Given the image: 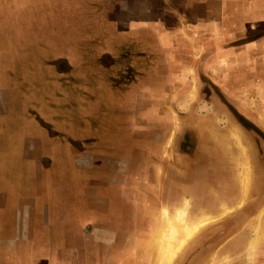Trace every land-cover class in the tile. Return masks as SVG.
<instances>
[{"label": "crops", "instance_id": "obj_1", "mask_svg": "<svg viewBox=\"0 0 264 264\" xmlns=\"http://www.w3.org/2000/svg\"><path fill=\"white\" fill-rule=\"evenodd\" d=\"M180 1L181 5L172 12L175 23L161 16L164 14L162 8L157 9L156 17L150 0H140L139 19L131 5L128 6V21L117 22L121 26L116 33L114 58H78L77 66H81V74H84L71 78L69 85L72 87L63 89L61 96L65 104L44 110L45 115L53 114V119L44 124L48 128L46 133L55 141L72 144L73 160L83 155L116 159L132 154L136 149L134 143L146 142L144 149L151 146L162 162H158L157 167L147 162L140 175L150 176V179L142 181L140 192L136 189L138 185L134 188L128 177L133 172L95 167L99 171L95 173L97 175L111 172L127 176L120 178L119 183L99 184L119 187L124 194L119 202L122 207H133L134 203L139 205L141 202L140 205L147 209V217L148 213L151 215L148 207L155 206L152 192L158 193L159 201H169L172 205L178 204L183 195L202 206H212L214 201L219 206L220 201L229 206L230 195L235 201H244L240 171L231 186L227 182L229 156L225 148L230 136L234 139L236 136L238 141L239 136L242 137L243 144L250 136L254 137L256 130L253 127L264 136V0ZM60 59L69 65V69L61 73L70 75L76 67L71 65L70 58ZM106 59L110 60L108 64ZM84 75L95 79L96 89L92 94L86 93L82 86L85 84ZM86 97L92 102L86 103ZM228 105H232L252 130L236 120ZM95 107L99 110L92 112L94 118L84 116ZM88 121L95 125L100 121L107 124L112 121L115 131L125 134L124 155H100L93 151L99 139L95 129L88 127ZM234 139L231 141L235 142ZM185 143L191 146V151L183 149ZM122 146L120 143V147L108 145V148L119 153L116 150ZM241 155L244 159L245 154ZM253 157L261 165V153L255 151ZM203 159H209L210 163L202 166L195 161ZM143 162L140 161L141 165ZM261 177L264 172L260 170L254 189H264ZM57 185L59 191L64 192L58 204L56 202L58 211H53L58 217L57 226L53 227L47 220L50 216L47 199L39 204L40 208L35 200L25 204L19 201L16 220L10 218L17 223L13 236L8 234L12 231L11 226L6 232L7 222H0V264H68L63 251L57 249L60 240L56 229L67 231L64 238L71 246L75 239L84 237L85 232L93 236L100 230L95 224L77 228L81 209L78 191L71 187L73 192L69 195L66 183ZM205 187L213 198L205 204L197 203L202 199L195 191ZM168 192L172 195L167 196ZM103 194L97 191L87 199L94 210L106 203L108 193ZM82 199L85 201V196ZM7 207V198L1 194L0 210ZM147 217H144L145 222H149ZM144 218L138 216L135 223L130 220L129 235L108 232L105 228L100 232L118 239L121 236L136 237L132 229L135 233L140 232L138 224ZM102 219L112 222L115 218L106 215ZM79 254L78 250H73L72 256Z\"/></svg>", "mask_w": 264, "mask_h": 264}, {"label": "rangeland", "instance_id": "obj_2", "mask_svg": "<svg viewBox=\"0 0 264 264\" xmlns=\"http://www.w3.org/2000/svg\"><path fill=\"white\" fill-rule=\"evenodd\" d=\"M130 1L0 0V195L4 194L8 201L7 209L0 210V222H7L6 232L11 226L10 236L16 232L17 223L10 218L16 220L19 201L25 204L35 200L37 208H40L39 204L47 199L50 206L47 220L53 227L57 226L58 217L53 211H58L56 205L64 193L58 189L57 183L60 182L68 185L67 189L71 192L67 194L73 192L71 187L78 191L81 209L77 228L95 224L100 230L105 228L108 232L129 235L130 220L135 223L138 216L147 217V209L140 205V201L139 205L134 203L133 207H122L119 202L124 194L119 187L109 188L99 184L109 181L119 183V180L122 181L120 178L127 176L111 172L97 175L95 173L99 171L95 167L133 172L128 177L134 188L138 185L136 189L140 192L142 181L150 179V176L140 175L147 162L153 167L162 162L151 146L144 149L146 142L134 143L135 151L126 157L114 159L100 156L124 155L125 134L117 133L112 121L110 124L100 121L95 125L89 123L95 120H90L87 125L91 130L95 129L99 139L93 151L101 158L83 155L73 160L72 144L55 141L46 133L48 128L44 125L53 119V114L46 113V116L44 110L64 105L63 89L72 87L69 85L71 78L84 74H81V66H77L78 58H114L116 33L121 26L117 22L128 21L130 16L126 11L130 5L135 17H141L140 0ZM150 3L156 17L157 9L162 8L164 14L161 16L175 23L172 12L181 5L180 0H150ZM60 58H70L71 65L76 67L70 75L61 73L67 71L69 65ZM109 62V59L105 60L106 64ZM84 77L85 84L82 86L86 93L92 94L96 89L95 79L90 75ZM82 86L80 89L83 91ZM50 91L53 94H48ZM85 102L89 104L92 101L86 97ZM94 110L97 112L99 109L92 108L84 116L94 118ZM245 125L248 126L247 123ZM234 137L230 136L225 148L229 156L227 170L230 182H235L240 171L244 201H235L230 195L229 206L222 201L221 206L217 205V201L212 206H202L196 205L186 197L188 195H183L178 204L172 205L169 201H159L158 193L152 192L155 206L148 207L151 210V215L148 213L149 222H145L144 218L138 224L137 229L141 231L135 233L132 229L136 237L121 236L118 239L98 230L93 236L85 232L84 237L75 239L71 246L64 238L67 231L56 229L60 240L57 249L63 251L68 264H166L163 254L166 233L169 224H173L179 227L184 242L167 264H264V189H254L257 187L254 184L257 174L260 170L264 172V138L255 134L243 144L242 137L239 136L240 141ZM120 143L123 146L116 150L119 153L109 150L108 145L120 147ZM255 151L263 156L261 165L253 157ZM140 161H144L142 165ZM262 181L264 177H261ZM197 190L195 194L202 199L197 203L205 204L213 198L208 187ZM97 191L102 195L108 193V198L103 206L94 210L87 199ZM169 194L172 195V192H168L167 196ZM84 196L85 201L81 200ZM218 199L221 200L220 197ZM183 210V219L191 227L189 234L184 233L185 224L177 220ZM106 215L116 221L105 222L102 217ZM204 215L207 216L206 223L202 221ZM94 217L101 219L98 221ZM70 224L73 226L72 222ZM73 250H78L80 254L73 257Z\"/></svg>", "mask_w": 264, "mask_h": 264}, {"label": "bare ground", "instance_id": "obj_3", "mask_svg": "<svg viewBox=\"0 0 264 264\" xmlns=\"http://www.w3.org/2000/svg\"><path fill=\"white\" fill-rule=\"evenodd\" d=\"M184 210L179 213L177 220H179V223L185 224L184 233L189 234L191 232V227L187 225L183 219L184 214H185ZM206 217L207 216L204 215V217L202 218V221L205 223L208 221L206 220ZM180 235H181V231L179 227L173 224H169V227L167 228V233H166V246L164 247L165 251L163 252L166 264L171 262L174 252L178 250L184 242V238L181 239L182 236Z\"/></svg>", "mask_w": 264, "mask_h": 264}, {"label": "flooded vegetation", "instance_id": "obj_4", "mask_svg": "<svg viewBox=\"0 0 264 264\" xmlns=\"http://www.w3.org/2000/svg\"><path fill=\"white\" fill-rule=\"evenodd\" d=\"M228 107H229V109H230V111L234 114V115H236V120L241 124V125H243L246 129H248V130H252L249 126H246L245 124L247 123L248 124V122L244 119V118H242V116L236 111V110H234L233 109V107H232V105H228ZM240 118V119H239ZM242 120V121H241ZM253 129H255L256 131H255V134H259L260 136H262V134H260L259 132H258V130L256 129V128H254L253 127ZM263 138H264V136H262ZM190 145L189 144H187V143H185L184 144V146H183V149H185L186 151H191V149H190ZM226 150V149H225ZM227 151V150H226ZM197 163H202L201 165L202 166H204L205 165V163H210L209 161V159H203V160H195ZM194 161V162H195ZM225 162V161H224ZM227 182L230 184V186L232 185V182H230V179L228 178L227 179ZM182 184V183H181ZM185 185V184H184ZM188 197V196H187ZM188 198H190V197H188ZM196 205H198V204H196Z\"/></svg>", "mask_w": 264, "mask_h": 264}]
</instances>
